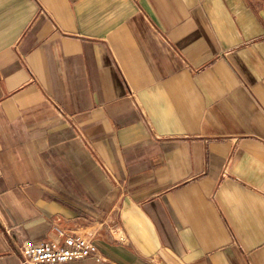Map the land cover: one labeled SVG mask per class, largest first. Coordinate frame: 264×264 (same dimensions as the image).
Returning a JSON list of instances; mask_svg holds the SVG:
<instances>
[{
    "label": "crops",
    "instance_id": "crops-1",
    "mask_svg": "<svg viewBox=\"0 0 264 264\" xmlns=\"http://www.w3.org/2000/svg\"><path fill=\"white\" fill-rule=\"evenodd\" d=\"M55 224L101 259L37 264H264V0H0V264Z\"/></svg>",
    "mask_w": 264,
    "mask_h": 264
},
{
    "label": "built area",
    "instance_id": "built-area-1",
    "mask_svg": "<svg viewBox=\"0 0 264 264\" xmlns=\"http://www.w3.org/2000/svg\"><path fill=\"white\" fill-rule=\"evenodd\" d=\"M56 227L58 226H53V229H57L59 239L50 237L40 240L25 239L17 245L21 264L54 263L83 257L101 259L93 242L95 230L86 233L65 232ZM119 239L122 240L121 237Z\"/></svg>",
    "mask_w": 264,
    "mask_h": 264
}]
</instances>
